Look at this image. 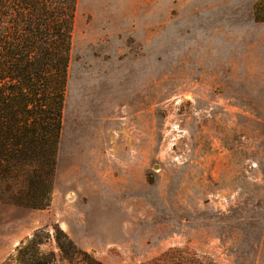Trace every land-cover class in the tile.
Wrapping results in <instances>:
<instances>
[{
	"label": "rangeland",
	"instance_id": "rangeland-1",
	"mask_svg": "<svg viewBox=\"0 0 264 264\" xmlns=\"http://www.w3.org/2000/svg\"><path fill=\"white\" fill-rule=\"evenodd\" d=\"M50 207L0 200V264L59 226L103 264H264V0H79ZM65 118V116H64Z\"/></svg>",
	"mask_w": 264,
	"mask_h": 264
},
{
	"label": "trees",
	"instance_id": "trees-1",
	"mask_svg": "<svg viewBox=\"0 0 264 264\" xmlns=\"http://www.w3.org/2000/svg\"><path fill=\"white\" fill-rule=\"evenodd\" d=\"M79 0H0V200L33 210L50 207L72 62ZM63 258L103 264L59 226ZM38 230L18 264H55ZM10 264V263H6Z\"/></svg>",
	"mask_w": 264,
	"mask_h": 264
},
{
	"label": "crops",
	"instance_id": "crops-1",
	"mask_svg": "<svg viewBox=\"0 0 264 264\" xmlns=\"http://www.w3.org/2000/svg\"><path fill=\"white\" fill-rule=\"evenodd\" d=\"M64 116H65V118H64V124H63L62 138H63V137L65 136V134H66V132H65V131H66V129H65V128H66V127H65V126H66V111H65ZM62 138H61V140H62ZM60 144H61V147H62V141H61ZM59 150H60V147H59ZM58 155H59V154H58Z\"/></svg>",
	"mask_w": 264,
	"mask_h": 264
},
{
	"label": "bare ground",
	"instance_id": "bare-ground-1",
	"mask_svg": "<svg viewBox=\"0 0 264 264\" xmlns=\"http://www.w3.org/2000/svg\"><path fill=\"white\" fill-rule=\"evenodd\" d=\"M66 139V134H65V136L62 138V141H64Z\"/></svg>",
	"mask_w": 264,
	"mask_h": 264
}]
</instances>
